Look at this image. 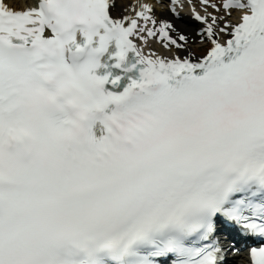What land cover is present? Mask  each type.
I'll return each instance as SVG.
<instances>
[{
  "label": "snow or ice",
  "instance_id": "snow-or-ice-1",
  "mask_svg": "<svg viewBox=\"0 0 264 264\" xmlns=\"http://www.w3.org/2000/svg\"><path fill=\"white\" fill-rule=\"evenodd\" d=\"M11 3L0 264H264V0Z\"/></svg>",
  "mask_w": 264,
  "mask_h": 264
},
{
  "label": "bare ground",
  "instance_id": "bare-ground-1",
  "mask_svg": "<svg viewBox=\"0 0 264 264\" xmlns=\"http://www.w3.org/2000/svg\"><path fill=\"white\" fill-rule=\"evenodd\" d=\"M133 1H135V0H117V3L119 4V5H123V6H128L131 2H133ZM8 2H9V4H10V6H13L12 5V3H11V0H8ZM23 5H19L17 8H20V7H22ZM165 10V8L163 7V8H161V6H158V7H156V9H155V11L157 12V15H158V17L159 16H161V14H162V12ZM184 23L185 24H187L188 25V27L185 29V31L187 32V34L190 36L191 34H192V32H191V27H192V22L191 21H184ZM192 49V51L194 52V53H196L197 55H199L200 53H202L203 51H204V49L205 48H203V49H197V47H192L191 48Z\"/></svg>",
  "mask_w": 264,
  "mask_h": 264
}]
</instances>
